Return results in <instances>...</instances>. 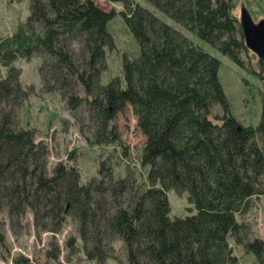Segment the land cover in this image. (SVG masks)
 Wrapping results in <instances>:
<instances>
[{
  "label": "trees",
  "instance_id": "16d2710c",
  "mask_svg": "<svg viewBox=\"0 0 264 264\" xmlns=\"http://www.w3.org/2000/svg\"><path fill=\"white\" fill-rule=\"evenodd\" d=\"M107 1L124 5L121 42L109 27L116 12L93 0H30L25 22L0 38V259L12 257L4 220L22 229L31 214L38 237L61 233L72 218L81 251L97 264H239L230 240L264 264V242L240 220L264 185V92L258 124L243 125L231 113L221 60L186 34L256 74L232 0H147L185 32L133 0ZM119 50L120 76L104 83L108 54L120 59ZM34 58L45 65L39 94L58 96L75 118L88 113L91 145L114 143L110 122L132 108L146 137L138 164L123 149L113 154L120 166L124 157V174L96 155L88 180L62 162L49 173L48 147L37 142L28 116L23 121L31 90L15 66ZM259 65L264 75V60ZM170 190L186 195L193 212L171 217ZM115 242L123 259L114 255ZM57 249L47 252V264Z\"/></svg>",
  "mask_w": 264,
  "mask_h": 264
},
{
  "label": "rangeland",
  "instance_id": "374dc122",
  "mask_svg": "<svg viewBox=\"0 0 264 264\" xmlns=\"http://www.w3.org/2000/svg\"><path fill=\"white\" fill-rule=\"evenodd\" d=\"M93 1L108 12H116L115 20L113 19L110 22L109 27L115 40L118 42L124 40L123 36H120L123 26L126 27L120 14L122 9H124V5L107 0ZM133 1L148 8L168 24L185 32L184 28L160 13L147 0ZM29 6L30 0H0V38L12 34L21 22H25L30 13ZM243 9L250 13L255 23L264 20V0H232V14L239 21ZM116 21L118 23L113 25ZM120 25H122V28ZM186 34L206 51L221 60L220 79L230 103L231 113L243 125L256 126L261 115V93L264 92V75L256 54L249 50L248 59L250 60L251 68L257 72L254 74L240 68L227 56L202 42L197 37ZM130 46L133 50L137 49V45L132 39ZM123 47H125V44H123ZM119 49H122V46H119ZM111 56L112 54L109 53V71L103 76L104 83L108 82L111 77L120 76L123 58L122 51L119 50L120 59L116 55ZM43 62L42 58H34L31 61L20 59L15 66L21 71L23 88L31 90L30 97L25 104L29 107V113L23 117V121L28 116V125L35 129L37 142L42 141L48 147L49 173L52 172L53 167L57 163L62 162L63 164L79 168L82 179L88 180L95 176L97 172V162L94 157L96 155V159L98 158L100 161L109 159L110 164H112L110 160H114L117 171L124 174L122 168L125 163L124 157L120 159L122 161L120 166L119 160L113 154L114 150L117 151V154H120L123 149H126L127 155L130 156V161L133 164H138L136 161L137 154L145 143L146 137L138 127L137 118L132 108L128 106L124 113L118 114L110 122L109 128L110 130H115V136L117 137L114 143L91 145L93 127L88 113L83 111L76 114L77 118H75L74 112L68 109L65 102L58 96L49 93L39 94L43 91L45 72L40 71ZM0 70L4 71L1 66ZM215 109L218 110L217 112L222 113L220 107L217 106ZM23 115H25V112H23ZM50 118H53L52 122L54 123L51 129L48 126ZM260 192L259 196L253 199L251 211L241 217L240 220H245L252 239L264 242V185L261 187ZM168 197L172 209L171 217H184L193 212V206L188 202L186 195H178L175 191L170 190ZM4 221L5 224L2 226V231L6 235L7 245L11 250L12 257L19 259L20 264H47L52 259H48L47 252H52L56 247L58 248L55 254L57 259H54L55 261H52L53 263L51 262V264H97L95 261L88 260L83 251H81V241L72 218L67 219L61 233L41 232L40 237L36 235L37 231L31 214H28L26 220L28 223L22 229H13L8 219ZM230 243L234 247L239 264H261L253 253H246L242 247L236 246L233 240H230ZM113 247L116 258L123 259L120 243L115 242ZM12 257L5 261L0 259V264H15ZM102 264L119 263L111 258Z\"/></svg>",
  "mask_w": 264,
  "mask_h": 264
},
{
  "label": "water",
  "instance_id": "95a60500",
  "mask_svg": "<svg viewBox=\"0 0 264 264\" xmlns=\"http://www.w3.org/2000/svg\"><path fill=\"white\" fill-rule=\"evenodd\" d=\"M240 24L245 46L256 54L259 60H264V20L255 23L250 13L243 9Z\"/></svg>",
  "mask_w": 264,
  "mask_h": 264
}]
</instances>
